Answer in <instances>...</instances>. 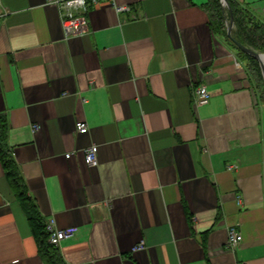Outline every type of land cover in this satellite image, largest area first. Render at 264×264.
<instances>
[{"label": "crops", "instance_id": "obj_1", "mask_svg": "<svg viewBox=\"0 0 264 264\" xmlns=\"http://www.w3.org/2000/svg\"><path fill=\"white\" fill-rule=\"evenodd\" d=\"M234 1L264 22V0ZM114 2L66 38L57 6L0 0V142L43 218L76 228L63 261L264 264V95L229 9L220 28L207 0ZM0 264H45L1 160Z\"/></svg>", "mask_w": 264, "mask_h": 264}, {"label": "trees", "instance_id": "obj_2", "mask_svg": "<svg viewBox=\"0 0 264 264\" xmlns=\"http://www.w3.org/2000/svg\"><path fill=\"white\" fill-rule=\"evenodd\" d=\"M228 2L233 15L234 37L242 44L251 47L254 50L264 52V22L254 20L249 11L238 5L236 1L228 0ZM205 7L209 12L210 23L213 22L215 25L222 28L224 25L222 21L224 15H222L223 5L221 3V0H207ZM241 53L247 59L249 73L252 75L256 87L263 93L262 85L264 75L261 72V65L264 68V62L262 64L252 56L243 52ZM2 119L1 122L3 121ZM0 160L5 169V173L11 185V188L15 196L23 206V209L27 215L30 229L36 241L39 255L42 257L45 264H65L58 248L49 243L48 232L45 229V219L37 211L33 199L28 194L24 179L20 174V171L17 168V165L12 158L10 151L7 148H4V146L1 145V142Z\"/></svg>", "mask_w": 264, "mask_h": 264}, {"label": "built area", "instance_id": "obj_3", "mask_svg": "<svg viewBox=\"0 0 264 264\" xmlns=\"http://www.w3.org/2000/svg\"><path fill=\"white\" fill-rule=\"evenodd\" d=\"M101 0H44L46 4H52L58 7L60 12L61 24L65 32V37L70 35L82 34L88 30V16L87 12L92 4H96ZM117 10L126 8L124 4H116L111 0ZM264 12V6L262 7ZM210 93L206 86L202 83L193 87V102L196 106L205 105L208 103ZM37 128L36 125L33 126ZM76 133H86L88 126L85 121L79 120L76 122ZM97 145H90L84 151L85 162L89 165L95 166L98 164ZM71 153H66L69 157ZM45 229L48 232V241L58 248L60 242L72 236L75 232V227L59 228L55 224L53 217L45 220ZM241 240V234L236 228L230 227L228 230V246L234 249ZM145 248V242L140 241L132 248V251H138Z\"/></svg>", "mask_w": 264, "mask_h": 264}, {"label": "water", "instance_id": "obj_4", "mask_svg": "<svg viewBox=\"0 0 264 264\" xmlns=\"http://www.w3.org/2000/svg\"><path fill=\"white\" fill-rule=\"evenodd\" d=\"M222 4H224L228 9H229V23L227 25V34H228V37L232 40V42L241 50L243 51L244 53L252 56L253 58L257 59L260 63L263 64L262 62V55H264L263 52H259L257 50H254L253 48L251 47H248L244 44H242L241 42H239L237 39H235L231 33V28H232V25H233V15H232V10H231V7L229 5V2L228 0H221ZM261 68H262V73L264 75V68L262 67L261 65Z\"/></svg>", "mask_w": 264, "mask_h": 264}, {"label": "rangeland", "instance_id": "obj_5", "mask_svg": "<svg viewBox=\"0 0 264 264\" xmlns=\"http://www.w3.org/2000/svg\"><path fill=\"white\" fill-rule=\"evenodd\" d=\"M260 52V51H259ZM262 52V51H261ZM264 53V52H263ZM262 72V71H261ZM262 91L264 93V76H263V85H262Z\"/></svg>", "mask_w": 264, "mask_h": 264}, {"label": "bare ground", "instance_id": "obj_6", "mask_svg": "<svg viewBox=\"0 0 264 264\" xmlns=\"http://www.w3.org/2000/svg\"><path fill=\"white\" fill-rule=\"evenodd\" d=\"M262 62H264V55H262Z\"/></svg>", "mask_w": 264, "mask_h": 264}]
</instances>
